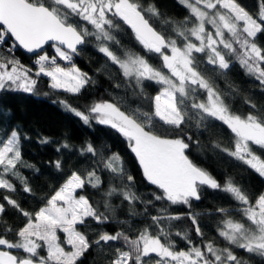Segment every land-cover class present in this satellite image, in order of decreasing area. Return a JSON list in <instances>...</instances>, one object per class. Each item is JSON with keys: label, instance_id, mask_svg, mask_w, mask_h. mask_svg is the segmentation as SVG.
<instances>
[{"label": "snow or ice", "instance_id": "6c2138e0", "mask_svg": "<svg viewBox=\"0 0 264 264\" xmlns=\"http://www.w3.org/2000/svg\"><path fill=\"white\" fill-rule=\"evenodd\" d=\"M180 3L189 9L190 16L183 21L164 19L172 33L166 35L152 23L162 15L157 5L141 0H0V90L31 94L38 78L44 76L49 78L51 89L80 95L96 81L75 64L74 57L82 46L95 42L96 50L106 58L104 67L114 66L119 73L122 82L114 87L131 93L141 105L124 108L123 100L117 102L115 93L112 101L94 100L83 110L68 100L58 103L85 126L91 128L95 123L115 130L134 154L144 180L155 189L150 194L152 199L142 200L133 190L135 177L127 172L120 155H105L104 146L98 148L85 141L79 152L92 156L90 169L83 174L72 171L43 198L37 210L26 211L16 200L4 197L24 222L15 229L3 225L0 264H79L93 246L103 250L114 245L108 264H247L233 247L264 258V193L253 203L231 178L221 184L197 165L189 153L193 145L199 147V142L186 131L193 127L199 130L213 121L226 126L233 134L232 145L222 147L215 143L213 150L240 161L264 178V158L255 151H264V109L246 101L253 111L246 116L235 114L229 106L232 93L220 89L210 75L226 77L236 61L264 89V47L257 43L258 36H264V0L259 2L258 15L251 14L237 0ZM117 21L131 29L146 54L159 58V67L145 56L123 48L114 34L120 30ZM45 46H51L54 55L44 52ZM17 48L35 54L34 73L15 57ZM146 82L159 86L154 96L145 91ZM21 138L19 129L0 138V189L15 192L10 179L15 177L23 191L31 194V187L19 171L20 166L31 167L23 161ZM39 142L46 144L49 140L43 138ZM61 148L70 149L71 145L65 141L57 152ZM54 167L62 170V161L56 160ZM104 172L119 180L120 185L110 182L101 193V210L100 202L92 203L81 192L87 186L100 191ZM205 187L228 194L238 202L243 217L250 223L246 226L223 219L218 233L230 245L224 248L216 247L212 241L195 245L186 232L177 231L175 235L184 239L188 247L176 250L171 240L176 221L190 220L196 235L203 237L199 213L191 208L193 201L201 200ZM115 196L122 198L121 203L127 202L131 217L141 216L149 222L134 229L129 220L116 221L126 229L114 234L101 230L90 240L79 229L87 227L89 221L101 227L112 222L116 209L111 199ZM137 203L143 205V212L135 211ZM165 204L183 205L189 211L172 214ZM149 208L155 209L156 214ZM216 211L229 215L226 208ZM5 212V205L0 204V217ZM9 233L15 238H7Z\"/></svg>", "mask_w": 264, "mask_h": 264}, {"label": "trees", "instance_id": "16d2710c", "mask_svg": "<svg viewBox=\"0 0 264 264\" xmlns=\"http://www.w3.org/2000/svg\"><path fill=\"white\" fill-rule=\"evenodd\" d=\"M50 2V0H48ZM143 3H155L161 12L159 20L154 19L152 23L158 30H164L166 35H172L168 25L163 21L171 18L175 21H183L185 17L190 16V11L180 3V0H141ZM190 2H195L190 0ZM251 14L258 15L260 0H237ZM120 30L114 34L120 40L124 49H130L133 52L145 56L151 64L156 67L160 66V60L155 54H146L144 50L134 40L131 29L124 25L122 21ZM90 28V26H89ZM210 29V28H208ZM257 43L264 47V36H258ZM114 50H115V46ZM51 57L54 55V49L48 46L46 51ZM119 54V53H118ZM15 57L21 63L35 72L37 66L34 64L35 57L27 56L19 49L15 50ZM75 64L83 71L88 73L96 83L88 86L80 95H72L62 90H53L50 88V80L41 76L34 93H24L22 91L0 90V138L6 132L13 129H19L21 132V150L23 161L31 167L20 166L21 176L26 178L32 193L23 191L20 180L10 177L11 182L15 185L16 191L9 192L0 189V204L5 205L6 212L0 217V232L4 231L3 225L18 228L24 222V218L16 212L11 206L7 205L4 200L9 196L16 200L17 203L26 211L34 212L41 206L43 198L49 196L52 191L58 188L72 171H78L81 174L90 169L92 156L81 155L79 149L85 141H91L98 148L104 146L105 155L118 153L123 160V165L128 173L135 177L134 191L142 200L152 199L151 193L155 191L143 178L142 172L134 157L130 152L125 140L113 129L93 123L92 127L83 125V123L71 113L64 110L58 103L60 100H68L73 107L81 110L85 105L94 100L114 99L113 93L116 94V101L123 100L124 108H136L141 105V101L134 98L131 93L125 94L123 89H116L115 83L122 82L119 73L114 66L104 67L106 58L100 54L95 47V42L84 45L80 54L74 57ZM222 90L232 93L229 96V106L231 110L238 115L246 116L253 109L246 101H251L257 109H264V89L259 82L246 74L238 62L233 61L232 67L226 77H216L210 73ZM109 76L112 79H109ZM35 78V77H34ZM231 86V87H229ZM159 89L158 85L146 82L145 91L154 96ZM55 101V102H54ZM164 130L161 129V132ZM188 134L192 135L194 141L199 142V147L193 145L189 153L190 158L200 167L210 172L221 184L226 178H231L233 183L239 186L248 196L250 201L255 202L260 194L264 193V178L260 177L254 170H251L240 161L235 160L221 152L214 151L212 145L219 143L222 147H230L233 141V134L230 130L219 122H210L206 127L197 130L195 127L186 129ZM27 137L25 139L24 137ZM47 138L49 143L42 144L39 141ZM65 141L71 145L70 149H63L57 152ZM255 148V146H254ZM258 155L264 158V151L255 148ZM61 160L63 169L57 170L54 162ZM103 185L100 191L90 186L85 187L81 194L87 196L94 204L100 202L103 210V201L101 193L107 190L109 183L116 186L120 185L119 180H113L109 173L104 172L101 176ZM122 198L115 196L111 199V204L116 209L114 220L105 225L98 226L95 222L89 221L87 227H81L79 230L93 239L98 231L105 230L110 233L125 230L126 226L116 221L129 220L134 229L142 227L149 221L141 216L131 217L129 214V205L127 202L121 203ZM161 205L158 203L157 207ZM172 214H185L189 211L186 206L175 205L168 206ZM226 208L229 211L228 216L218 213L216 209ZM143 205L137 203L136 212H143ZM191 210L199 213L198 220L203 232V237L195 233L194 226L188 219L176 221L173 224L171 240L176 250L187 249V242L175 235V232L187 233L193 244L201 245L203 242L212 241L216 247H230L227 241L219 236L218 229L223 227V219H233L236 221L244 220L241 206L234 201L228 194L219 191L204 188L200 201H193ZM149 212L156 214L155 209L149 208ZM130 235H134L130 233ZM9 239H14L13 234L9 233ZM115 251V245L105 247L103 250L93 246L81 257L79 264H108V258ZM234 253L247 264H264V258L249 254L244 250L233 247ZM42 255L46 252L42 251ZM155 257H152L154 261Z\"/></svg>", "mask_w": 264, "mask_h": 264}, {"label": "rangeland", "instance_id": "374dc122", "mask_svg": "<svg viewBox=\"0 0 264 264\" xmlns=\"http://www.w3.org/2000/svg\"><path fill=\"white\" fill-rule=\"evenodd\" d=\"M194 1H195V0H194ZM192 3H194V2H192ZM206 27H207V28H210L209 30H211V26H210V25H207ZM226 36H227V34H226ZM239 222L245 223L246 226L250 223V222H248V221L246 220V218H244V220H242V221L239 220ZM60 235H61V239L63 240V234H60ZM153 257H154V256H153Z\"/></svg>", "mask_w": 264, "mask_h": 264}, {"label": "water", "instance_id": "95a60500", "mask_svg": "<svg viewBox=\"0 0 264 264\" xmlns=\"http://www.w3.org/2000/svg\"><path fill=\"white\" fill-rule=\"evenodd\" d=\"M47 47H48V46H45V48H44V50H43L44 52L46 51ZM82 47H83V46H82ZM17 49H19L22 53H24V54L27 55V56L35 57V54L27 53L25 50L20 49V48H17ZM76 57H77V56H76Z\"/></svg>", "mask_w": 264, "mask_h": 264}, {"label": "built area", "instance_id": "2783aa9c", "mask_svg": "<svg viewBox=\"0 0 264 264\" xmlns=\"http://www.w3.org/2000/svg\"><path fill=\"white\" fill-rule=\"evenodd\" d=\"M58 63H61L62 65L64 64V62H62V61H58Z\"/></svg>", "mask_w": 264, "mask_h": 264}]
</instances>
